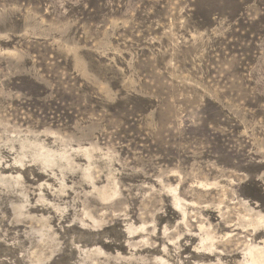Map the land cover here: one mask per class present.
<instances>
[{
  "label": "rangeland",
  "instance_id": "1",
  "mask_svg": "<svg viewBox=\"0 0 264 264\" xmlns=\"http://www.w3.org/2000/svg\"><path fill=\"white\" fill-rule=\"evenodd\" d=\"M263 222L264 0H0V264H264Z\"/></svg>",
  "mask_w": 264,
  "mask_h": 264
},
{
  "label": "bare ground",
  "instance_id": "2",
  "mask_svg": "<svg viewBox=\"0 0 264 264\" xmlns=\"http://www.w3.org/2000/svg\"><path fill=\"white\" fill-rule=\"evenodd\" d=\"M263 224H264V222H263ZM253 251H254V249H250L249 250V254L251 255V257H253L254 256V254H253ZM254 261H255V263L254 264H256V262H257V259H254ZM258 263V262H257Z\"/></svg>",
  "mask_w": 264,
  "mask_h": 264
}]
</instances>
